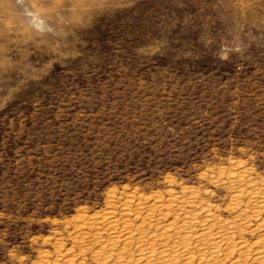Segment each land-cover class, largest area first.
<instances>
[{
    "label": "rangeland",
    "instance_id": "obj_1",
    "mask_svg": "<svg viewBox=\"0 0 264 264\" xmlns=\"http://www.w3.org/2000/svg\"><path fill=\"white\" fill-rule=\"evenodd\" d=\"M0 264H264V0H0Z\"/></svg>",
    "mask_w": 264,
    "mask_h": 264
},
{
    "label": "bare ground",
    "instance_id": "obj_2",
    "mask_svg": "<svg viewBox=\"0 0 264 264\" xmlns=\"http://www.w3.org/2000/svg\"><path fill=\"white\" fill-rule=\"evenodd\" d=\"M225 231H226V230H225ZM223 232H224V231H223ZM227 232H228V231H227ZM220 234H221V233H220ZM225 235H226V234H225ZM223 237H224V235H223ZM223 237H222V238H223ZM224 240H225V238H224ZM224 242H226V241H224ZM234 244H235V243H234ZM231 246H232V245H231ZM216 253H217V252H216ZM224 254H225V253H224ZM227 254H228V253H227Z\"/></svg>",
    "mask_w": 264,
    "mask_h": 264
}]
</instances>
